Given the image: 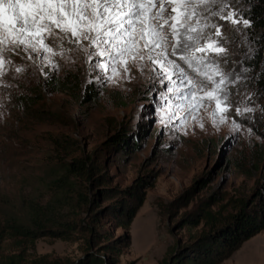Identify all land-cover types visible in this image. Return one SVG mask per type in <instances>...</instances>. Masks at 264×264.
Returning <instances> with one entry per match:
<instances>
[{
	"label": "rangeland",
	"instance_id": "1",
	"mask_svg": "<svg viewBox=\"0 0 264 264\" xmlns=\"http://www.w3.org/2000/svg\"><path fill=\"white\" fill-rule=\"evenodd\" d=\"M227 4L225 13L234 11L241 22L212 18L222 33L214 39L225 48L215 55L232 81L230 101L242 111L235 115L233 108L223 122L216 112L215 124L214 100L205 96L203 103L199 99L183 102L175 85L156 79L148 68L141 73L131 67L125 74L118 65L113 75L105 59V73L103 66H96L99 57H89L67 41L51 50L41 48L39 54L30 49L5 53L0 63V225L15 221L29 226L35 206L53 203L61 211L64 199L59 198L54 182L64 176L68 163L88 157L87 165L92 161L96 168L94 179H107L104 185L96 180L90 184L91 194L137 186L145 193L129 231L120 228L118 217L108 212L121 195L104 194L96 208L100 240L92 254L108 264H163L177 243L186 245L190 235L203 228L180 225L202 202L217 195L219 202L211 203L212 210L224 207L227 214L232 211L230 199L251 195L256 181L264 176L261 49L250 21V0H227ZM245 18L250 25H243ZM209 71L219 78L214 68ZM71 77L77 78L75 86L80 87L75 95L45 90L50 78ZM90 88L96 95L87 101ZM245 106L250 111H243ZM233 118L241 127L233 128ZM120 133L127 139L122 146L112 145ZM198 181H206L204 188L189 193ZM181 198L183 202L178 203ZM106 236L118 253L105 250ZM85 249L79 238L65 242L40 237L23 243L0 236L3 256L23 254L31 260L45 257L58 264H77L85 259ZM220 264H264V232Z\"/></svg>",
	"mask_w": 264,
	"mask_h": 264
},
{
	"label": "snow or ice",
	"instance_id": "2",
	"mask_svg": "<svg viewBox=\"0 0 264 264\" xmlns=\"http://www.w3.org/2000/svg\"><path fill=\"white\" fill-rule=\"evenodd\" d=\"M226 7L227 0H0V63L5 53L30 49L39 54L41 48L51 50L67 41L99 57L96 66L105 73V59L113 75L118 65L125 74L131 67L141 73L148 68L156 79L175 85L183 102L203 103L205 96L214 100L215 124L216 112L223 122L233 108L235 115L242 111L230 101L232 81L215 55L225 48L214 39L222 33L212 18L241 22L234 11L225 13ZM242 23L250 25L246 18ZM210 68L220 73L218 79ZM232 125L241 127L234 118Z\"/></svg>",
	"mask_w": 264,
	"mask_h": 264
},
{
	"label": "trees",
	"instance_id": "3",
	"mask_svg": "<svg viewBox=\"0 0 264 264\" xmlns=\"http://www.w3.org/2000/svg\"><path fill=\"white\" fill-rule=\"evenodd\" d=\"M249 16L256 32L255 41L258 48L261 49L258 61L264 79V0H250ZM76 81V77L64 80L50 78L45 82V90L51 93L70 95L74 93L75 95L80 88L75 86ZM86 95V100L91 101L95 98L96 91L90 88ZM119 138L118 141L114 140L112 145L122 146L124 139H127L121 133ZM120 149L124 151L125 147H120ZM87 160L90 158L71 161L64 171V176L54 182L60 189L59 198L64 199L61 211L56 209L53 203L35 206L30 211L29 226L15 221H7L0 225V236L6 235L12 240H21L23 243L35 242L40 237H51L65 242H74L77 241V238L83 239L86 245L85 259L77 264H108L106 259L92 254L100 240L99 230L96 226L99 223L97 217L100 214L96 210L98 201L105 196L104 194H109L112 196L111 198L121 195L119 200L108 208V212L118 217L120 228L129 231L145 201V193L141 191L142 186H137L120 192L107 190L91 194L88 191L91 187L90 184L96 180L95 182L99 185H104L107 179L103 177L94 179L96 174L93 169L96 168L92 161L88 162L89 167ZM83 184H86V187H83ZM205 184L206 181L196 182L189 193L198 188H204ZM186 197L188 199V196ZM182 199L178 200V203H182L183 201L180 202ZM218 202L217 195H213L212 198L202 202L193 215L182 219L180 224L182 227L197 228L202 225L203 228L200 232L191 234L186 245L182 246L177 243L176 247L170 250L168 258L163 261V264H220L230 259L247 241L264 232V176L262 181H256L252 194L247 198L230 199L231 212L225 214L224 207H221L218 212L213 211L211 203L218 205ZM87 220L91 221L92 225H89ZM127 240L129 242V239ZM106 241L108 243L105 250L110 254L118 253L119 249L111 246L114 242L108 236H106ZM0 264L58 263L48 261L45 257L31 260L24 258L23 254L11 256L0 254Z\"/></svg>",
	"mask_w": 264,
	"mask_h": 264
}]
</instances>
